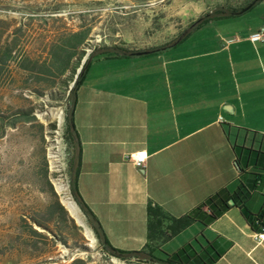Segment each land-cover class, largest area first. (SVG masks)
Returning a JSON list of instances; mask_svg holds the SVG:
<instances>
[{
  "label": "crops",
  "instance_id": "crops-1",
  "mask_svg": "<svg viewBox=\"0 0 264 264\" xmlns=\"http://www.w3.org/2000/svg\"><path fill=\"white\" fill-rule=\"evenodd\" d=\"M251 0H195L199 15L246 8ZM264 0L242 14L210 22L152 56L98 58L76 90L73 123L81 145L78 192L114 249L148 246L147 207L178 218L220 189L234 193L264 176ZM245 149V150H243ZM144 151L143 170L127 157ZM245 172L240 176L236 167ZM252 215L264 207V177L251 190ZM264 224V222H263ZM238 208L207 227L194 224L149 244L157 259L187 243L216 242L214 264H264V240Z\"/></svg>",
  "mask_w": 264,
  "mask_h": 264
},
{
  "label": "rangeland",
  "instance_id": "rangeland-1",
  "mask_svg": "<svg viewBox=\"0 0 264 264\" xmlns=\"http://www.w3.org/2000/svg\"><path fill=\"white\" fill-rule=\"evenodd\" d=\"M194 3L0 0V47L9 48L13 57L0 70V264H72L77 259L89 264H151L108 256L80 210L82 226L62 204L57 185H62L72 200L64 124L70 106L68 90L75 75H59L50 65L49 51L56 45L69 49L74 33L88 31L77 50L81 55L77 75L85 61L109 58L101 53L111 47L130 52L162 48L202 16ZM61 81L66 88L60 87ZM18 109L30 110L35 121L13 118ZM45 172L73 223L49 212L54 198L44 180ZM33 218L53 232L33 225L44 237L32 236L25 222L32 224ZM56 220L57 230L52 226Z\"/></svg>",
  "mask_w": 264,
  "mask_h": 264
},
{
  "label": "trees",
  "instance_id": "trees-1",
  "mask_svg": "<svg viewBox=\"0 0 264 264\" xmlns=\"http://www.w3.org/2000/svg\"><path fill=\"white\" fill-rule=\"evenodd\" d=\"M136 2L142 0H133ZM258 0H251L250 4L255 3ZM244 8L240 9H231V8H215L210 13H206L191 23L186 30L183 31L180 36L173 41L172 43L157 49H151L146 52L143 56H152L158 54L168 48L174 47L184 41L191 33L201 28L202 26L210 23L216 22L219 20H224L228 18H233L243 13ZM88 31L83 33H74L71 37L72 43L68 45L69 49H64L63 47L56 45L52 47L49 51V57L51 59L50 65L54 67L59 75H63L65 72H70L75 75V80L73 81V86L70 90H68V99L70 100V106L66 113L65 124H64V140L67 146V175L69 178V192L72 198V201L76 205V207L80 210L82 215L85 218L86 225L91 229L95 239L97 240L100 249L105 252L108 256L117 258L122 261H129L132 258L137 259L138 261H143L151 264H214L216 263L223 255V251L217 247L216 242H207L205 241L203 245H200L197 242V239H194V243L197 245V248L192 243H187L183 245L181 248L176 250L174 253L170 255L164 254L163 259H157L152 255V251L148 249L149 244L154 243L162 239L163 241H169L172 238L176 237L186 229L190 228L194 224H200L203 227H207L211 223H213L216 219L220 218L225 212L230 210L231 208H238L242 214V216L246 219V221L253 227L254 224L264 226V207L262 211L256 215H252L247 207L246 202L249 199L251 190L255 189V187L259 186L263 181L264 176H256L252 179L251 185L248 186L243 182H239V186L234 193H229L226 189H220L214 194L210 195L206 198L201 204L197 205L193 209H191L185 215L174 218L166 213H164L160 208L148 206L146 210L147 215V240L148 246L146 248L138 251V252H125L114 249L106 240L103 231L93 213L87 207V205L83 202L79 192H78V175L80 172V164H81V145L78 138V134L75 130L73 123V108L75 105L76 98V90L81 85L82 80L87 73L90 60L84 62L83 65L80 66V71L76 75L75 71L77 67H79L78 62L80 61V56L77 54L78 47H80L86 34ZM66 45V44H65ZM137 52H130L123 49H118L115 47H111L106 49L105 52H102L101 55H110L109 58H133L136 56ZM11 50L9 48H1L0 47V70L3 66L7 65V63L12 59ZM75 63V64H74ZM78 64V66H77ZM60 87L66 88L65 81H61ZM13 118L24 119L29 121H35L32 116V112L30 110H22L18 109L13 114ZM3 124V118H0V125ZM13 123H9V127H13ZM42 128V125H40ZM245 150V149H243ZM248 153V156H252L253 154L256 156H263L264 154L255 152L250 149L245 150ZM236 167L240 172V176L244 175V171L239 166V159L236 156L235 161ZM44 180L49 187L50 193L54 198V204L49 209V212L52 214L57 212L59 217H63L68 219L71 223L73 220L68 218V214L63 208V206L59 203L57 195L54 193L53 188L51 187L46 172L44 173ZM233 200L234 204L230 206L228 202ZM25 222V221H24ZM32 224H28L25 222L28 232L35 237H44L42 233L38 232L33 225L38 228L52 233L53 231L49 229L46 223L39 221L35 218L31 219ZM53 227L57 230L58 221L52 223ZM72 264H89L83 260L77 259L72 262Z\"/></svg>",
  "mask_w": 264,
  "mask_h": 264
},
{
  "label": "built area",
  "instance_id": "built-area-1",
  "mask_svg": "<svg viewBox=\"0 0 264 264\" xmlns=\"http://www.w3.org/2000/svg\"><path fill=\"white\" fill-rule=\"evenodd\" d=\"M249 41L254 43H260L264 41V28L252 33L248 37ZM148 156L144 151H139L133 153L127 157L128 162H130L136 169L143 170ZM257 243H260L264 240V226H261L260 232L256 235L255 238Z\"/></svg>",
  "mask_w": 264,
  "mask_h": 264
},
{
  "label": "bare ground",
  "instance_id": "bare-ground-1",
  "mask_svg": "<svg viewBox=\"0 0 264 264\" xmlns=\"http://www.w3.org/2000/svg\"><path fill=\"white\" fill-rule=\"evenodd\" d=\"M56 191L57 193L62 195V204L64 205V208L66 209V211L79 225L82 226L83 222L80 217V212L78 208L76 207V205L74 204V202L66 195L64 187L62 185H57Z\"/></svg>",
  "mask_w": 264,
  "mask_h": 264
},
{
  "label": "water",
  "instance_id": "water-1",
  "mask_svg": "<svg viewBox=\"0 0 264 264\" xmlns=\"http://www.w3.org/2000/svg\"><path fill=\"white\" fill-rule=\"evenodd\" d=\"M252 6H253V3L250 4V5H248V6L244 9V11L250 9ZM244 11H243V12H244ZM145 54H146V52H137V53H136V56H142V55H145ZM228 204H229L230 206H232V205L234 204L233 200H230V201L228 202Z\"/></svg>",
  "mask_w": 264,
  "mask_h": 264
}]
</instances>
